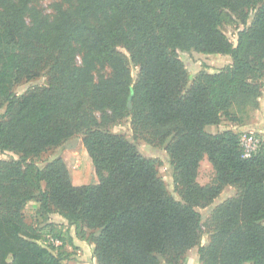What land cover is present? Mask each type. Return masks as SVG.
<instances>
[{
    "label": "trees",
    "instance_id": "trees-1",
    "mask_svg": "<svg viewBox=\"0 0 264 264\" xmlns=\"http://www.w3.org/2000/svg\"><path fill=\"white\" fill-rule=\"evenodd\" d=\"M36 1L0 0V152L19 156L0 160V264H66L26 223L32 201L92 244L97 264H181L195 247L202 264H264V144L244 158L236 134L206 130L261 95L253 78L264 68V0H64L53 17ZM250 8L253 26L235 46L222 28ZM191 51L233 63L189 84L179 53ZM42 75L46 86L15 93ZM124 118L166 146L182 201L135 138L110 131ZM76 135L98 183L75 185L61 156L34 162ZM205 157L212 186L197 182ZM227 186L239 195L217 209L203 247L196 208Z\"/></svg>",
    "mask_w": 264,
    "mask_h": 264
},
{
    "label": "rangeland",
    "instance_id": "rangeland-1",
    "mask_svg": "<svg viewBox=\"0 0 264 264\" xmlns=\"http://www.w3.org/2000/svg\"><path fill=\"white\" fill-rule=\"evenodd\" d=\"M64 0H37L35 5L46 15L55 16L54 7L57 3H63ZM257 10L250 8L244 9L243 12L235 14L236 25L224 26L222 31L229 40L236 46L238 43L239 33L253 26ZM125 53V52H124ZM126 54V53H125ZM127 55V54H126ZM179 57L184 63L189 74L190 81L201 73L214 74L219 73L222 69L231 66L233 59L228 55H204L195 51L189 53L180 52ZM78 58V63H80ZM133 77L138 75V68L132 66ZM99 69L97 76H101L105 72ZM253 80L261 86V95L257 99L249 100L234 109L231 114L225 117L219 125L209 126L206 130L212 134H220L226 131L236 134L240 141L248 134L255 135L256 139L264 144V68L258 70L256 77ZM48 83L47 78L42 75L30 81H23L15 88V93L18 96L24 95L28 90L36 87H44ZM0 109V117L5 113L6 104ZM100 118L101 115L97 114ZM110 131L125 135L128 138H135L141 152L152 159L158 169L159 176L164 181L167 191L176 200L182 201V196L179 191V186L176 180V171L171 165V160L166 146L161 144L159 138L136 136L132 129V124L129 118H124L120 123L113 126ZM84 135H76L67 140L62 147L54 148L42 154L34 160L35 164L44 168L52 159L61 156L65 161L73 182L75 185L94 184L98 183V178L95 174V169L92 160L83 143ZM19 159V156L14 153H1L0 160ZM216 179V172L205 157L201 163L197 182L201 186H212ZM240 189L234 186H227L213 203L207 206H199L196 210L202 215V239L201 245L207 247L212 238L217 223L214 221L217 209L236 198L239 195ZM41 203L38 201L29 202L23 211L26 223L34 228L40 236L39 243L52 249L54 253H60L66 264H97L93 258V245L85 242L91 249L85 252L80 246L81 239L76 238L75 228L71 227L66 220L58 213L45 214L42 211ZM72 239L73 242H70ZM63 240V241H62ZM163 264H166L165 262ZM181 264H202L200 260L199 247L191 249L186 256V261Z\"/></svg>",
    "mask_w": 264,
    "mask_h": 264
},
{
    "label": "built area",
    "instance_id": "built-area-1",
    "mask_svg": "<svg viewBox=\"0 0 264 264\" xmlns=\"http://www.w3.org/2000/svg\"><path fill=\"white\" fill-rule=\"evenodd\" d=\"M240 143L244 158H250L257 153L261 147L260 141H258L253 134L245 135Z\"/></svg>",
    "mask_w": 264,
    "mask_h": 264
},
{
    "label": "crops",
    "instance_id": "crops-1",
    "mask_svg": "<svg viewBox=\"0 0 264 264\" xmlns=\"http://www.w3.org/2000/svg\"><path fill=\"white\" fill-rule=\"evenodd\" d=\"M82 185H86V184H82ZM82 185H77V186H82ZM80 246L82 247V249L85 250V252H87V249H85L86 247L88 248V251L91 249L90 246H88L85 242H80ZM90 248V249H89ZM90 252V251H89Z\"/></svg>",
    "mask_w": 264,
    "mask_h": 264
}]
</instances>
